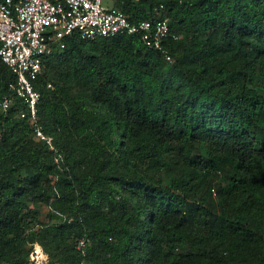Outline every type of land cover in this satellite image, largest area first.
I'll return each mask as SVG.
<instances>
[{"label": "trees", "instance_id": "16d2710c", "mask_svg": "<svg viewBox=\"0 0 264 264\" xmlns=\"http://www.w3.org/2000/svg\"><path fill=\"white\" fill-rule=\"evenodd\" d=\"M159 3L172 63L132 35L49 45L32 83L56 152L20 100L0 110V264L33 242L49 264H264V0L115 5ZM15 80L0 60V98Z\"/></svg>", "mask_w": 264, "mask_h": 264}, {"label": "built area", "instance_id": "2783aa9c", "mask_svg": "<svg viewBox=\"0 0 264 264\" xmlns=\"http://www.w3.org/2000/svg\"><path fill=\"white\" fill-rule=\"evenodd\" d=\"M75 34L81 39L137 36L143 45L160 52L168 63L173 57L168 44L179 38L169 26L163 3L152 9L149 18L130 19L117 7H104L103 0H0V60L15 76L9 84L11 93L0 98V110L6 111L16 99L24 105L19 110L33 125L35 137L56 152L51 136L37 122L39 93L32 79L43 71V56L49 45ZM51 88V83L46 84ZM58 154L55 161H58ZM29 264H49L41 245L33 242Z\"/></svg>", "mask_w": 264, "mask_h": 264}, {"label": "rangeland", "instance_id": "374dc122", "mask_svg": "<svg viewBox=\"0 0 264 264\" xmlns=\"http://www.w3.org/2000/svg\"><path fill=\"white\" fill-rule=\"evenodd\" d=\"M113 3L115 4L116 3V0H103V6L104 7L112 6ZM167 65H169V64H167ZM174 167H173L174 169L172 168L173 169L172 171H176L177 170L176 166H174ZM35 209L38 211L39 218H40V220L43 223H47V222H50L51 221L50 211H49L50 209L48 208V205L46 203L40 202L39 204L35 205ZM28 259H29V255H28ZM48 260H49V258H48ZM248 264H259V263L257 261L249 260V263Z\"/></svg>", "mask_w": 264, "mask_h": 264}]
</instances>
